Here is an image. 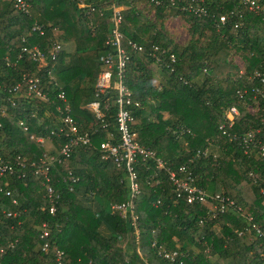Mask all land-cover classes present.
Here are the masks:
<instances>
[{
  "label": "trees",
  "instance_id": "16d2710c",
  "mask_svg": "<svg viewBox=\"0 0 264 264\" xmlns=\"http://www.w3.org/2000/svg\"><path fill=\"white\" fill-rule=\"evenodd\" d=\"M27 1L29 11L23 12L12 0H0V157L6 161L20 156L26 161L25 177L18 176L16 165L13 174L0 175V185L12 190L17 201L13 204L0 192V264H57V249L67 264H264L259 236L244 230L238 234L247 213L264 231L260 96L255 98V112L247 107L254 100L252 86L261 87L252 78L254 72L264 75L263 19L242 9L238 0H203L206 14L181 9L186 0H176L175 6L170 0H144L155 9L157 24L136 7L138 0H115L122 12L121 43L130 51L124 82L138 102L129 106L131 128L141 144L155 151V156L136 164L135 230L128 214L111 209V204L130 199L127 172L111 159L104 160L100 151L109 132L117 135L115 94L101 96L102 121L87 106L95 99V80L104 68L100 56L113 51L105 42L111 28L110 2ZM167 11L189 22L185 44L176 43L163 29L161 19ZM220 15H226L223 23ZM238 21L242 24L235 26ZM34 23L42 26L43 34L32 30ZM129 39L144 49L132 51L127 47ZM55 42L73 44L74 50L62 48L55 60L48 56L42 66L22 51L37 45L46 54ZM233 55L240 56L243 70L233 63ZM156 57L161 58L159 63ZM153 66L158 67V80ZM24 74L40 79L46 97L27 94ZM17 84L15 91L8 92ZM61 90L79 132H87L90 143L73 147L61 162L50 165L46 183L59 195L50 213L44 177L33 174L29 164L44 154L59 155L68 142L58 110ZM244 90L240 97L238 91ZM230 106L237 108L238 115L227 127L225 110ZM222 124L237 138L223 134ZM249 131L256 136L244 144L239 136ZM156 158L164 161L162 166ZM182 164L198 186L234 199L241 212L209 219L208 203L205 207L176 197L168 170ZM69 171L76 182L69 179ZM2 208L16 215L7 216ZM43 223L49 232L45 238L40 236ZM162 249L175 252L173 258L158 255Z\"/></svg>",
  "mask_w": 264,
  "mask_h": 264
},
{
  "label": "built area",
  "instance_id": "2783aa9c",
  "mask_svg": "<svg viewBox=\"0 0 264 264\" xmlns=\"http://www.w3.org/2000/svg\"><path fill=\"white\" fill-rule=\"evenodd\" d=\"M185 4L181 5V9L187 10L196 14H206V8L203 5V0H186ZM13 5L16 9L23 12L29 11V3L27 0H12ZM109 8L111 12L110 24L111 28L109 30L108 36L106 38V44L110 45L113 48V51L107 53L106 55L100 56V61L103 63L104 68L99 71L95 80V99L88 103V108L95 114L96 118L102 121L103 112L101 108V96H106L110 91H113L115 96V103L117 104V112L115 114V125L117 135L109 132L106 140H103L100 143L101 157L104 160L111 159L117 167H122L126 170L129 186H130V199L127 202L123 203H114L111 204L112 210H119L123 216L128 214L132 220V223L135 227V222L137 216L133 211V198L139 193V186L137 183V172L136 164L139 159L145 160L155 156V151L148 146L141 144L136 136V133L131 128V122L133 120L131 109L129 106L138 105L137 101L132 100L131 90L124 82L126 63L130 56V51L122 46V31H121V22H122V12L121 9L116 5L115 0H109ZM239 5L242 9H247L256 15H259L264 21V0H238ZM156 4H159V1H156ZM170 5L175 6L176 0H170ZM93 10V8L91 9ZM243 10L238 14L239 18L242 17ZM226 20V15H220L219 21L223 23ZM242 22L238 21L235 23V26L241 25ZM32 30L39 31L40 34H43L42 26L39 23H34ZM127 47L132 51H142L144 46L136 43L132 40H127ZM63 46L60 42H55L51 49H49L46 54L37 45L31 47H23L22 51L26 52L28 59L38 62V66L47 64V57L49 56L51 60H55L57 55L62 50ZM152 48L156 51L158 50L157 45H152ZM160 57H156L155 62L159 63ZM170 60L174 61L175 57L173 54H170ZM50 79H52L51 70L48 71ZM252 78H256L261 84V87L253 85L251 92L253 93V98L260 96V99L263 102V113L261 119L264 122V75L258 71H255ZM23 81L27 84V94L38 97H46V93L42 91L40 87V79L36 75L24 74ZM18 87V84L13 88H9L8 92L15 91ZM245 90L238 94L240 97L243 96ZM57 97L61 100L62 104L58 107L60 112L61 121L66 129L65 135L68 136V142H66L59 151V155H42L37 161H31L30 167L33 174H42L44 177L43 184L46 188V199L48 202V211L54 213L56 209V200L58 198V193L55 192L54 188L47 184L49 182L48 171L50 165L54 163H59L62 160V157H67L72 148L79 145H88L90 143L89 135L87 132L80 133L79 128L75 123L74 117L71 112L70 104L67 100L66 94L63 90L57 93ZM256 101V100H255ZM104 108H107V104L103 105ZM238 115V110L235 106H230L225 110V119L227 127H231L234 123L236 116ZM22 124V123H21ZM225 124H222L220 127L223 129L222 133L227 134L230 139L237 138L235 133L231 134L226 131ZM24 126V125H23ZM63 127V128H64ZM104 127V126H103ZM25 130L26 126L23 127ZM255 131H249L242 134L240 137L241 141L244 144L252 142L255 137ZM41 142L42 140L38 138ZM260 153L264 154V141H260L259 144ZM199 151L196 152V155L199 157ZM25 158L17 156L12 160H2L0 157V175L3 174H13L15 169L14 166L19 167L18 176L23 178L26 175L24 169H26ZM156 162L159 166H162L164 161L160 158H156ZM12 161V162H11ZM187 166L185 164L179 165L175 169L168 170V178L172 185V191L174 195L178 198L184 199L187 203H198L207 205V217L209 219L216 218L218 215L226 213L228 211L232 212H241V206L232 198L224 194H211L204 190L201 186H198L195 182V176L187 171ZM252 174V173H251ZM254 174V173H253ZM257 174H255L256 176ZM68 177L72 182H76L78 178L74 176L71 171L68 172ZM0 192L4 193L6 196L11 198L13 204H17L16 199L14 198V193L12 190L5 189L0 185ZM262 192L264 190L262 189ZM159 203V201H157ZM1 211L7 216L16 215L15 212L2 208ZM246 225L242 230L238 231V234H241L244 231L250 232L254 231L256 235L259 236V245L261 246V252L259 254L262 262L264 263V231H262L257 223L253 221V216L251 214H246L245 216ZM44 229L41 232V238L48 236V229L43 223ZM136 230V227H135ZM155 245V242L152 243ZM48 248V243L45 242L42 246V249L46 251ZM175 252H166L165 250H159L158 255L164 257L173 258ZM55 259L57 264H67L63 259V252L60 249L55 251Z\"/></svg>",
  "mask_w": 264,
  "mask_h": 264
},
{
  "label": "rangeland",
  "instance_id": "374dc122",
  "mask_svg": "<svg viewBox=\"0 0 264 264\" xmlns=\"http://www.w3.org/2000/svg\"><path fill=\"white\" fill-rule=\"evenodd\" d=\"M8 1V0H7ZM136 7L144 14L146 17L152 20H156V23L160 22L155 16V9L149 3L144 0H138ZM161 23L165 32L178 44H185L190 38V24L187 20H185L181 15L175 14L172 11H167L163 13V18L161 19ZM233 63L237 64L241 70L244 69V62L240 58V56L233 55L232 56ZM157 66V65H156ZM153 66L154 75L158 80L160 74L158 67ZM155 80V82H157ZM250 112H255L257 110V102L255 100L252 101L251 104L247 105ZM47 147L49 144H46ZM197 251V249L195 248Z\"/></svg>",
  "mask_w": 264,
  "mask_h": 264
},
{
  "label": "crops",
  "instance_id": "0c3cea01",
  "mask_svg": "<svg viewBox=\"0 0 264 264\" xmlns=\"http://www.w3.org/2000/svg\"><path fill=\"white\" fill-rule=\"evenodd\" d=\"M63 48L66 49L67 51H73L74 50V46L73 44H63Z\"/></svg>",
  "mask_w": 264,
  "mask_h": 264
}]
</instances>
